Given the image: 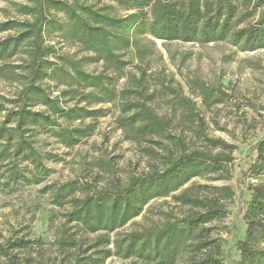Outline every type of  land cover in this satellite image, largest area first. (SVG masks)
I'll list each match as a JSON object with an SVG mask.
<instances>
[{"label": "trees", "instance_id": "obj_1", "mask_svg": "<svg viewBox=\"0 0 264 264\" xmlns=\"http://www.w3.org/2000/svg\"><path fill=\"white\" fill-rule=\"evenodd\" d=\"M117 9L127 12L119 14ZM2 12L0 79L19 83L20 88L13 98H0V113L4 112L0 163L20 159L30 171L40 170L42 159L33 148L32 132L43 131L66 148L76 146L89 137L93 126H63L59 121L94 120L102 110L91 108L93 104L117 108L115 124L129 141L148 142L157 137L173 143V149L162 146L164 154L156 158L152 150L144 149L157 164L131 176L126 186L91 191L85 185L81 197L70 198L66 223H76L74 227L84 235L116 232L112 241L102 236L83 253L107 244L112 250L91 252L95 258L78 256L73 264H100L110 256L134 258L141 264H223L224 240L214 225L228 214L227 205L235 197L233 189L197 184L183 187L194 178L227 174L233 148L205 136L201 123L195 133L206 144L204 149H187L180 140L174 142L167 131L170 120L148 104L147 76L140 64L153 54L151 40L201 46L227 42L240 52L264 49V0H8ZM50 34L74 44L86 56L60 55L55 44L46 43L45 36ZM131 49L132 58L128 59L125 55ZM16 57L17 62L13 60ZM133 61L138 76L124 75ZM87 63H100L101 71H85ZM124 77L123 86L117 89ZM202 87L208 102L210 92ZM132 96L134 100H130ZM181 103L191 110L189 101L182 99ZM215 149L221 152L213 153ZM254 150L251 169L262 172L264 138ZM47 159L55 158L49 155ZM12 177L24 178L18 174ZM76 187V182L58 187L54 203L60 204ZM248 190L245 236L235 246L239 264H264V247L260 246L264 244V186ZM168 197L186 210L169 216L160 226L117 233L152 200ZM63 239L60 245L76 248L72 237ZM28 245L17 238L0 243V264H34L32 259L13 253Z\"/></svg>", "mask_w": 264, "mask_h": 264}, {"label": "rangeland", "instance_id": "obj_2", "mask_svg": "<svg viewBox=\"0 0 264 264\" xmlns=\"http://www.w3.org/2000/svg\"><path fill=\"white\" fill-rule=\"evenodd\" d=\"M7 7L8 0H0V21L5 19L2 8ZM117 12L125 14L127 11L117 9ZM45 40L48 44H55L60 55L86 56L74 44L59 39L57 34L46 35ZM151 42L153 54L140 64V69L147 76L148 104L160 117L170 120L167 131L173 141L180 140L187 149H204L206 144L195 133L201 123L205 136L221 140L233 148V160L227 166V174L194 178L183 188L197 184L233 189L235 197L227 205L228 214L214 226L219 228V237L224 240L223 264H239L235 243L245 236L244 214L250 199L248 188L264 186V171L251 169L256 159L254 146L264 138V49L240 52L227 42L203 46ZM132 53L131 49L125 57L131 59ZM18 59L13 60L17 62ZM133 62L125 69L124 75L138 76L137 62ZM83 68L89 73H98L101 64L87 63ZM124 81L125 77L119 81L117 89H121ZM202 86L210 92L208 102L202 94ZM19 88V83L0 79V98H13ZM182 99L191 103V110L181 103ZM5 106L13 108L12 105ZM90 107L101 109L102 115L94 120L59 121L63 126H93L89 137L76 146L66 148L43 131L36 129L32 132L33 148L42 159L40 170L30 171L31 167L20 159L0 163V243L9 238L29 242L26 249L13 251L19 258H30L34 264H73L78 256L95 258L97 255L91 252L112 250V245L107 244L83 253L102 236L112 241L116 232L84 235L74 227L76 223H66L67 202L70 198L81 197L85 185L90 186L91 191L113 186L122 188L131 176L147 172L149 165L157 162L149 153L143 152L144 149L152 150L155 158L164 154L162 146L173 149L172 142L157 137L140 143L127 140L115 124L118 113L115 106L93 104ZM3 116L4 112L0 113V123ZM49 155L55 159H47ZM13 174L24 178L14 179ZM70 182H76L78 188L61 199L60 204H55V190ZM185 210L169 197L152 200L138 217L117 233L160 226L169 216H179ZM68 237L75 241L76 248L66 249L60 245L63 238ZM260 246L264 247V244ZM100 264L141 263L134 258L110 256Z\"/></svg>", "mask_w": 264, "mask_h": 264}]
</instances>
